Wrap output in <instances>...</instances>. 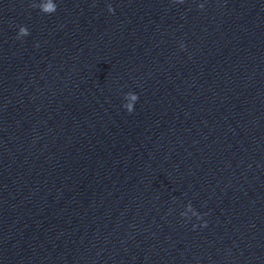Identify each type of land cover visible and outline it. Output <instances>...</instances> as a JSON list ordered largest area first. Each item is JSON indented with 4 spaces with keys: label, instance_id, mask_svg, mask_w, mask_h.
Wrapping results in <instances>:
<instances>
[{
    "label": "clouds",
    "instance_id": "1",
    "mask_svg": "<svg viewBox=\"0 0 264 264\" xmlns=\"http://www.w3.org/2000/svg\"><path fill=\"white\" fill-rule=\"evenodd\" d=\"M33 7H36V5L33 4ZM201 7H203V6L201 5ZM39 8L45 14H52L56 11L57 5H56V3H54V0H46V2L43 3L42 5H40ZM108 10H109V12L114 11L111 6H109ZM27 35H29L28 29L25 26H20L17 38L24 37ZM133 98L138 100V96L136 94L133 96ZM125 108L129 113H131L134 110V108L131 105H127V106H125ZM198 219H199V217H198ZM202 226H206V225H202Z\"/></svg>",
    "mask_w": 264,
    "mask_h": 264
}]
</instances>
